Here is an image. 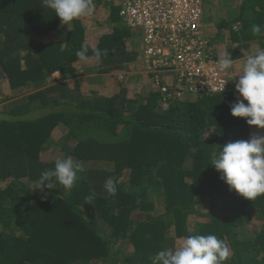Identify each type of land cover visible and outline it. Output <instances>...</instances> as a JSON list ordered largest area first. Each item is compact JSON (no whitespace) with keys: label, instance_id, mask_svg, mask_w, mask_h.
Wrapping results in <instances>:
<instances>
[{"label":"trees","instance_id":"16d2710c","mask_svg":"<svg viewBox=\"0 0 264 264\" xmlns=\"http://www.w3.org/2000/svg\"><path fill=\"white\" fill-rule=\"evenodd\" d=\"M124 1L92 0L93 14L65 29L42 0H0V264H151L197 234L227 242L226 264H264V195L250 201L230 191L210 165L221 147L250 134L245 118L231 115L239 94L163 112L159 88L171 83L163 75L128 76L124 86L110 78L137 58L136 34L118 13ZM235 10L205 31L217 41L209 53L235 60L234 85L246 57L264 50V35L251 33L253 24L264 29V0H241ZM88 18L99 34L93 44ZM82 44L87 61L75 55ZM92 48L108 54L97 60ZM56 72L61 80L51 82ZM68 156L81 168L70 196L34 189ZM108 178L115 197L104 190Z\"/></svg>","mask_w":264,"mask_h":264},{"label":"clouds","instance_id":"9594fccd","mask_svg":"<svg viewBox=\"0 0 264 264\" xmlns=\"http://www.w3.org/2000/svg\"><path fill=\"white\" fill-rule=\"evenodd\" d=\"M121 5L118 7L119 16ZM42 7L53 10L55 16L60 18L61 24L68 27L74 20L89 17L94 11L92 0H42ZM202 10L201 35L199 36L200 38L198 37L194 41L199 46L201 53L207 54L214 61H217L218 71L228 74V86L225 90L226 81L223 82L221 88L216 89L217 91L195 90V88H192L193 84L186 81L185 77L180 75L177 66L170 63L171 59L168 61V67L163 68L160 66L156 70L147 67L144 59L143 34L135 32L131 28V32L139 35L140 38L142 37L140 52L139 48L138 50L134 49L133 43L130 48L135 52L133 54L137 57L136 59L140 60V64L136 66L135 59L127 63L125 68H119L116 72L113 71V74H109V77L118 78L120 80L118 84L124 86L126 82H129L128 76H133L134 78L135 76L140 77L138 74L134 75L135 72H131L136 68L140 69L139 72L143 76L151 74L156 81L163 75L164 78L171 81L169 86L163 85L159 88L163 98L158 108L163 112L170 111L177 104L195 101L203 96H215L227 93L228 91L237 92L241 99H237L231 105V115L233 117L245 118L249 126L264 129V50L246 57L243 73L239 75L238 82L234 85V79L230 70L235 60L232 59L229 51H225L221 56L219 51H217V55L209 53L208 45L210 41L212 40L216 43L217 41L212 38L213 34L205 32L208 30L206 27L209 26L204 25L202 22L204 13L203 2ZM251 33L254 36H261L264 35V29L259 24H253L251 26ZM160 44L164 45L163 42ZM201 44L203 45L202 47ZM91 51L97 60H101L102 57L108 54L106 49L92 48ZM173 51V48H167L164 52V58L168 59L172 57ZM88 52L89 46L82 44L75 55L80 61H87L89 59ZM53 75L58 76V78L53 79L51 77L50 79H53L51 82L61 80L59 73L56 72ZM109 82H111V79ZM119 86L115 85L114 88H119ZM154 88L155 86H151L149 89L153 90ZM129 90L131 91L132 89L130 88ZM112 91L113 88H107L103 92L109 94ZM128 96L131 97L130 93ZM210 165L214 166L221 174L220 178L229 186L230 191L234 190L240 196L250 201H255L258 197L264 195V136L253 135L247 141L241 140L227 143L220 148L218 155L211 161ZM80 170V165L75 163L71 156L57 158L54 162V167L41 172L39 177L34 181V189L43 191L45 188L49 190L63 188L64 192L70 196ZM103 187L108 196H116L118 188L112 178L106 179ZM93 196L86 197L88 204H91ZM230 255L231 250L225 240L218 238L215 234H197L184 238L180 246L174 250L164 249L157 252L151 257V264H226Z\"/></svg>","mask_w":264,"mask_h":264},{"label":"built area","instance_id":"2783aa9c","mask_svg":"<svg viewBox=\"0 0 264 264\" xmlns=\"http://www.w3.org/2000/svg\"><path fill=\"white\" fill-rule=\"evenodd\" d=\"M202 12L201 0H126L120 16L132 30L143 34L147 67H168L171 59L195 90L217 91L226 81L225 90L228 74L218 71L217 61L201 53L194 41L201 35ZM167 48L174 51L165 59Z\"/></svg>","mask_w":264,"mask_h":264},{"label":"rangeland","instance_id":"374dc122","mask_svg":"<svg viewBox=\"0 0 264 264\" xmlns=\"http://www.w3.org/2000/svg\"><path fill=\"white\" fill-rule=\"evenodd\" d=\"M240 1L241 0H202L203 9H204L203 20H202L203 24L207 25V26H210L212 28L214 27V30H215L217 25H219L220 19H222L226 15L228 16V18L231 19V18H233L234 14L236 15L235 8L238 6V3ZM84 20L85 19H83L82 21L85 22L86 25H88L87 26L88 28H90L89 32H88V35H89L88 39L93 44V42L96 41V38L98 37L99 34L93 30L94 28H91V26H90L91 25L90 24L91 19L90 18L86 19L85 21ZM91 22H93V21H91ZM66 28L68 29L69 27L67 25H65V29ZM105 28H103L104 31H105ZM206 29H208V27H206ZM221 34H223V33H221ZM51 35H53V38L49 37L48 40H50V39L55 40L57 37L60 38V34L59 35L51 34ZM134 38L136 39V43H137L136 47L139 48V52H140V49L142 47V41H141L142 37L140 38V36L134 35ZM219 44H222V43L219 42ZM139 71H140V69L136 68V69L132 70L131 72L132 73L135 72L134 75L138 74V76L142 77L143 75ZM52 78L55 79V78H58V76H54L53 75ZM53 79H50V80L52 81ZM132 79L136 80V78H132ZM238 79H239V77L237 78L236 83L238 82ZM237 96L239 98H241L239 95H237ZM245 102H247V101H245ZM210 133L211 132L209 131L208 134H210ZM99 134L105 136L106 138L109 137V135L106 132H103V131H100ZM253 135L264 136V129H259L256 126H251L250 134H249L248 138L243 140V141L249 140ZM96 142L99 143V144H102V143H106L107 140L98 139ZM179 244H181V243H179Z\"/></svg>","mask_w":264,"mask_h":264}]
</instances>
